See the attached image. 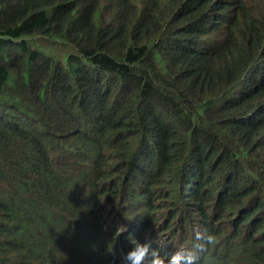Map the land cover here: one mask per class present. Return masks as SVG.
Here are the masks:
<instances>
[{"label": "trees", "instance_id": "trees-1", "mask_svg": "<svg viewBox=\"0 0 264 264\" xmlns=\"http://www.w3.org/2000/svg\"><path fill=\"white\" fill-rule=\"evenodd\" d=\"M204 230L264 264V0H0V264Z\"/></svg>", "mask_w": 264, "mask_h": 264}, {"label": "clouds", "instance_id": "clouds-1", "mask_svg": "<svg viewBox=\"0 0 264 264\" xmlns=\"http://www.w3.org/2000/svg\"><path fill=\"white\" fill-rule=\"evenodd\" d=\"M121 231L127 230V225L120 226ZM197 243L193 248H179L170 255H161L159 248L153 247L152 241H137L127 251L119 254V264H196L198 253L206 250L214 240V234L204 230L195 233ZM113 256L111 264H117Z\"/></svg>", "mask_w": 264, "mask_h": 264}, {"label": "rangeland", "instance_id": "rangeland-1", "mask_svg": "<svg viewBox=\"0 0 264 264\" xmlns=\"http://www.w3.org/2000/svg\"><path fill=\"white\" fill-rule=\"evenodd\" d=\"M38 42H40V45L50 51L52 54L63 57L64 54L69 52L68 47H65L63 44L60 43H54L52 41H49L47 39L41 38Z\"/></svg>", "mask_w": 264, "mask_h": 264}]
</instances>
